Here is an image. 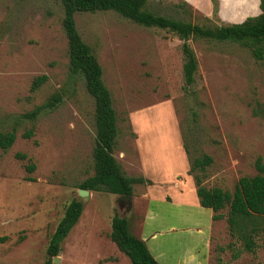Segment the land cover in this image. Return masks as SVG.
<instances>
[{"label": "rangeland", "instance_id": "1", "mask_svg": "<svg viewBox=\"0 0 264 264\" xmlns=\"http://www.w3.org/2000/svg\"><path fill=\"white\" fill-rule=\"evenodd\" d=\"M181 2L190 14L179 7ZM146 9L174 20L220 26L257 13L258 2L149 0ZM62 17L59 0H0V132L16 135L7 151L0 150V238H5L0 264H44L50 235L73 199L82 203V214L53 264H115L116 259L130 264L109 239L111 220L126 218L137 237L136 227L149 207L141 195L152 184L135 185L127 203L105 191L78 196L80 185L94 173V101L82 76L69 72ZM75 21L112 95L118 120L114 157L123 172L143 177L148 168H141L142 158L162 171L163 195L185 203L177 208L153 202L151 209L159 217L155 225L164 228L186 212L189 222L205 227L210 210L189 206L191 198L176 186L184 176L175 142L185 155L187 175L190 161L212 158L204 173L197 171L206 188L231 193L241 177L254 176L256 159L264 163V57L256 59L237 43L191 39L198 69L194 84L186 86L182 43L171 33L144 28L112 11L77 14ZM39 76L47 80L31 92L32 80ZM55 94L61 100L52 109L34 120L21 118ZM212 243L211 264L215 258L223 264H264V236L254 253L233 258L241 247L230 238L225 218L214 224Z\"/></svg>", "mask_w": 264, "mask_h": 264}, {"label": "trees", "instance_id": "2", "mask_svg": "<svg viewBox=\"0 0 264 264\" xmlns=\"http://www.w3.org/2000/svg\"><path fill=\"white\" fill-rule=\"evenodd\" d=\"M148 1L59 0L63 10L61 25L67 39L69 72L82 76L85 89L94 101L96 128V140L92 148L94 173L80 185L82 190L105 191L116 198L132 197L134 185H144L148 181L142 177L127 176L114 157L117 149L118 120L113 108L112 95L103 82V70L96 56L77 31L75 21L77 14L112 11L144 28H156L171 33L182 43L181 50L184 56L182 72L186 86L194 84L198 69L194 52L188 43L191 39L237 43L250 49L256 59L264 57V0H259L258 15L249 16L241 23L220 26L198 25L155 15L146 9ZM179 7L182 9L186 7L188 8L186 12L191 13L186 3H179ZM205 20L210 22L207 18ZM46 80V76L34 78L30 91H37ZM60 100L61 96L55 94L45 104L22 115L21 118L34 120L42 110L52 109ZM30 135L31 132L26 134ZM15 139L14 131L0 132V150L7 151ZM184 149L188 154L187 149L185 147ZM211 163L212 158L207 155L190 161L188 174L193 177L198 203L202 208L213 212V221L225 218L230 238L241 247V251H236L233 258L241 252L254 253L257 240L264 236V163L261 158H257L254 163L256 174L241 177L231 193L220 188L209 189L203 186L202 178L197 171L204 173L205 168ZM28 170L33 171L34 166H29ZM225 209L226 215L222 213ZM82 210V203L76 199L66 206L63 217L48 240L44 264H52L53 258L60 255L62 243L79 222ZM110 227V241L129 259L130 264H159L149 253L145 242L130 233L126 218L115 215ZM4 240L5 238H0V242ZM227 248L232 249L233 243H229ZM224 250L223 247L215 248V251L219 252ZM215 260L216 264H223L220 259Z\"/></svg>", "mask_w": 264, "mask_h": 264}, {"label": "crops", "instance_id": "3", "mask_svg": "<svg viewBox=\"0 0 264 264\" xmlns=\"http://www.w3.org/2000/svg\"><path fill=\"white\" fill-rule=\"evenodd\" d=\"M257 2L259 4V0H257ZM259 13L260 10L258 7L257 13L247 15L245 18L256 16ZM162 144H164L162 141L158 142L155 144V147ZM175 145V156L177 151L179 153L177 160L180 161V167H182L181 173L184 176L183 179H178V185L176 186L178 190H181L180 194L188 195L189 198H191V201L188 202L189 206H193L192 208H202L198 203L196 191L193 189V180L187 175L186 159L182 147L178 142H175ZM140 165L141 168L143 166L148 168L146 174L143 173L142 178L151 182L152 185L145 187V192L141 195V198L146 200V206L149 205V207L147 206L148 211L146 210L143 214V219L145 220H141L136 227L135 231L138 233L137 237L145 242L149 253L159 264H211L213 229L216 223V221L212 219L213 212L209 209V221L205 224V227H202L198 221L189 222L188 213L186 212L179 213L177 215L178 219L164 228H161V224L155 225L154 222L157 221L159 217L157 213H154L151 209L153 202L170 203L177 208L183 207L178 204L185 203L173 201V199L171 200L168 195H165L166 193L163 195L161 186H165V184L160 178L163 175L160 169L144 163L142 158ZM145 167L144 169L147 170ZM186 207L188 206L186 205ZM114 263L118 264V259L114 260Z\"/></svg>", "mask_w": 264, "mask_h": 264}, {"label": "water", "instance_id": "4", "mask_svg": "<svg viewBox=\"0 0 264 264\" xmlns=\"http://www.w3.org/2000/svg\"><path fill=\"white\" fill-rule=\"evenodd\" d=\"M88 195H89V191L82 190V189L78 190V196L79 197L83 198V197H86ZM129 200H131V197L121 196L118 198V201H124L125 203H127V201H129ZM57 262H58V258L57 257L53 258L52 264L57 263Z\"/></svg>", "mask_w": 264, "mask_h": 264}]
</instances>
